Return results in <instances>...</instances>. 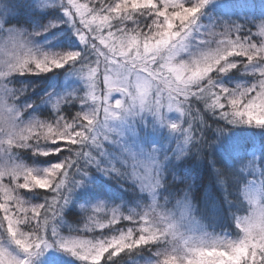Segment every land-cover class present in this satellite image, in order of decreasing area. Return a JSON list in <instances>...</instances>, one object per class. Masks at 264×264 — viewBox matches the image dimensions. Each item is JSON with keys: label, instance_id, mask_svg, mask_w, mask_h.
I'll use <instances>...</instances> for the list:
<instances>
[{"label": "snow or ice", "instance_id": "snow-or-ice-1", "mask_svg": "<svg viewBox=\"0 0 264 264\" xmlns=\"http://www.w3.org/2000/svg\"><path fill=\"white\" fill-rule=\"evenodd\" d=\"M62 2L83 55L41 53L31 46L39 32L5 28L0 15V264H35L48 253L71 255L82 264H107L122 253L154 245L153 264H264V187L235 188L236 171L208 159L212 188L200 194L198 174L172 170L166 163L190 151L203 160L206 150H226L219 143L223 127L215 129L214 139L202 134L207 124L196 102L225 124L264 128V13L258 19L221 14L198 24L204 9L217 2L227 7L230 0ZM45 6L44 0H33L31 7L35 11ZM236 58L241 70L252 69V83L230 89L219 80L237 69ZM77 63L73 74L83 91L55 100L50 93L42 102L51 105L53 117L22 121L14 103L17 94L5 85V78ZM65 104L82 107L68 118L61 111ZM170 112L178 113L180 120L170 121ZM115 121H147L180 137L170 152L135 148L121 141L111 127ZM105 142L119 145L118 162L105 155ZM45 145L62 147L50 153ZM24 149L38 156L62 151L68 156L37 172L17 159V151ZM250 167H255L254 161L240 171ZM89 169L135 185L148 202L127 215L102 198L81 205L82 228L61 235L53 222L77 189L92 187ZM22 190H39L43 203L31 205ZM241 209L244 214H239ZM225 213L237 231L235 238L227 231H209ZM122 223L127 227L116 229ZM106 228L113 234L84 236Z\"/></svg>", "mask_w": 264, "mask_h": 264}, {"label": "trees", "instance_id": "trees-1", "mask_svg": "<svg viewBox=\"0 0 264 264\" xmlns=\"http://www.w3.org/2000/svg\"><path fill=\"white\" fill-rule=\"evenodd\" d=\"M78 2L86 3L87 0H78ZM187 2V0H186ZM47 5L41 9L32 10L33 0H0V15L3 17L4 27L22 29L28 33L39 32L40 35L34 36L31 39L36 46L43 47L46 54L62 55L68 52H82V45L74 35V27L67 22V17L64 15V3L62 0H44ZM218 3V2H217ZM221 4V3H219ZM222 5V4H221ZM212 6H214L212 4ZM264 13V0H230L229 5L224 8L207 7L204 9V14L197 21L198 24H207L210 19L221 14H231L233 18L237 16L243 18H260ZM51 25H55L52 27ZM47 30L45 31V27ZM49 49L51 51H49ZM237 69H232L228 73L223 74L219 83L227 88H233L236 85H247L252 83V71L249 68L247 71L240 69V59L236 58ZM79 64H66L64 67L54 69L48 73L20 75L14 73L4 80L5 85L12 89L17 95L14 101L22 115H37L41 121L49 120L53 117V109L47 102H42V98L52 94V99L55 100L59 96L77 91L82 92L83 86L78 82H73L71 77L74 75L75 68ZM215 76V73L212 74ZM66 79L68 82H66ZM66 85H63V84ZM101 82V87H102ZM59 94V96H58ZM31 105V107H28ZM81 105L65 104L61 106V111L68 118L81 110ZM196 109L200 112L201 118L206 121L207 127L202 133L207 139L216 137L215 129L223 127L224 134L220 137L219 143L225 146L226 150L222 151L219 147H214L211 150L203 152L204 159L198 160L196 151H190L180 160H170L166 162L172 170L192 171L199 175L201 182V192L207 188L211 190L212 185L209 183L211 174V166L208 165V159L216 162L218 167H229L237 173L233 186L235 188L247 186L252 180L260 181L264 187V128L249 125H228L224 121L217 120L215 113H210L204 109L200 102H196ZM184 126L186 122L181 121ZM105 146V155L113 162H118L116 152ZM46 147H62L60 145H45ZM194 148V145H190ZM235 149V151H233ZM90 152L91 148L88 149ZM50 153L51 150H46ZM68 156L66 151L60 152L59 155L38 156L33 155L31 149L18 150L16 157L26 166L40 172L41 170L50 167L53 163H58ZM249 161L255 162L254 168H248L247 171H240L248 164ZM89 180L91 188L77 189L72 195L71 202L64 209L61 217L53 223L57 227L60 234L69 235L70 232H77L83 226V214L80 211L81 205L89 206L97 202L98 199H104L110 202L113 207L119 206L121 212L125 215L129 210H138L139 206L147 203L148 198L144 193H141L135 185L126 181H120L116 178L104 176L89 169ZM39 190L33 192H21L22 198L28 201L31 205L43 203L44 196L36 194ZM88 193V195H85ZM102 193V196L98 195ZM239 214H244L241 209ZM116 229L127 227L125 224L115 226ZM209 231H215L217 234L227 231L235 238L237 231L228 220L227 213L224 217L218 219ZM110 236L113 234L112 228H106L91 233H84L85 238L95 239L101 238V235ZM6 246L10 251H13L14 246L5 241ZM157 246L151 248H141L130 253H122L120 256L107 261V264H153L155 257L153 252ZM52 254V253H51ZM54 254V253H53ZM61 264H82L81 261L64 253H55ZM48 262L52 261L50 253L44 256ZM163 259V257L161 258ZM35 264H40L38 259ZM56 264V263H55Z\"/></svg>", "mask_w": 264, "mask_h": 264}, {"label": "rangeland", "instance_id": "rangeland-1", "mask_svg": "<svg viewBox=\"0 0 264 264\" xmlns=\"http://www.w3.org/2000/svg\"><path fill=\"white\" fill-rule=\"evenodd\" d=\"M214 6L211 5V7L215 8H226L225 6L218 3H214ZM210 7V6H209ZM31 46L38 50L41 53H47L45 52V49L43 51V47L36 46L33 42H31ZM49 51H51L49 49ZM73 82H78L82 86V82L78 77H71ZM66 82L68 80L66 79ZM63 85H66L65 83ZM59 96V94H58ZM33 119H38L37 115H22L21 113V120L26 122H29ZM151 119V118H149ZM168 119L170 121H179L180 116L178 113L170 112L168 113ZM40 120V119H39ZM111 127L114 129L116 133H119L121 141L126 142L130 146H134L135 148L140 147H157L162 149L163 151L170 152L172 149L176 148L178 138L180 137L179 133H173L170 132L166 127H159V126H148V122H121V121H115L111 124ZM115 139V137H113ZM106 146H108L113 152H116L118 159L120 157L121 149L117 143H109L105 142ZM104 144V145H105ZM53 148L46 147L44 150H51ZM105 151V146H104ZM259 186L263 187L262 183L260 181L252 180L247 186ZM146 196L147 194L144 193ZM264 199V197H262ZM63 235V234H61ZM67 236V235H64ZM14 254L20 255L22 257V253H19L18 251L14 252ZM55 254V253H54ZM53 253L50 255L55 257V263L61 264L58 260V257L55 256ZM38 261L40 264H51V262H48L47 259H44L43 257L38 258Z\"/></svg>", "mask_w": 264, "mask_h": 264}]
</instances>
